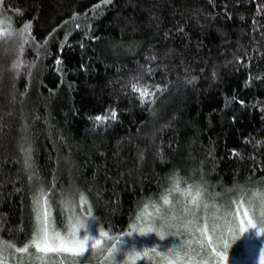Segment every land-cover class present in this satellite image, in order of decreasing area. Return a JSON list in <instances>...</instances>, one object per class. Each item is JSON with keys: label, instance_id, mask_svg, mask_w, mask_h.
Returning a JSON list of instances; mask_svg holds the SVG:
<instances>
[{"label": "trees", "instance_id": "trees-1", "mask_svg": "<svg viewBox=\"0 0 264 264\" xmlns=\"http://www.w3.org/2000/svg\"><path fill=\"white\" fill-rule=\"evenodd\" d=\"M98 3L0 7L16 30L31 23L23 50L0 54V240L23 246L32 234L34 185L21 152L29 144L40 180L74 183L98 230L113 234L174 172L226 203L236 196L229 189L264 185V0ZM136 79L166 90L142 106ZM111 109L117 120L94 127L89 118Z\"/></svg>", "mask_w": 264, "mask_h": 264}, {"label": "snow or ice", "instance_id": "snow-or-ice-1", "mask_svg": "<svg viewBox=\"0 0 264 264\" xmlns=\"http://www.w3.org/2000/svg\"><path fill=\"white\" fill-rule=\"evenodd\" d=\"M3 3L4 0H0V7ZM111 3L112 0H100L93 9ZM71 19L77 21L79 17L74 14ZM76 27L81 25L77 23ZM30 30V22L16 30L11 21L0 13V54L14 53V45H21L22 51L23 45L31 39ZM56 63L60 65L61 61L57 59ZM19 67L20 61L17 60L13 68ZM164 90L160 85L151 90L141 83V79L131 83V91L138 94L142 106L155 103L156 95ZM117 118V111L111 109L106 115L89 119L94 127L99 128ZM21 152L29 183L34 185V226L30 239L23 246L0 240V264H5L6 254L13 258L15 254H28L42 264L57 259L59 264H67L68 258H74L73 264H91L89 256L94 251L98 257L97 264H123L126 253L131 264L137 261L144 264L145 260L148 264H226L229 241L236 239L237 233L244 238L241 243L247 241L252 244L254 238H264V187L236 186L228 190L235 192V197L226 204L217 203L216 197L220 193L212 196L204 183L189 182L179 172L168 176V186L158 198L149 197L138 204L130 217L128 231L113 234L111 228L100 227L97 234V217L87 194L74 183H69L67 189L58 187L55 174L51 184L45 185L34 169L30 144L21 146ZM137 233L144 238L155 233L160 239L155 242L156 246L149 245L143 251H139L137 245L132 254L133 242L127 238ZM173 236L177 240L169 243L166 238Z\"/></svg>", "mask_w": 264, "mask_h": 264}, {"label": "rangeland", "instance_id": "rangeland-1", "mask_svg": "<svg viewBox=\"0 0 264 264\" xmlns=\"http://www.w3.org/2000/svg\"><path fill=\"white\" fill-rule=\"evenodd\" d=\"M260 187H264V185H261ZM235 193V192H234ZM236 194V193H235ZM160 195V194H159ZM157 197L154 198H158ZM216 197V202L217 203H224L222 199H217ZM54 215V213H53ZM129 230V229H128ZM127 230V231H128ZM99 233V230L97 228V234ZM129 241L133 242L132 248L130 249V253L134 254L135 251L137 250V245L139 246V251H143L146 247L149 245L151 246H156L155 242L159 241V236L156 235L155 233L150 234L148 238L140 237L139 234L137 233L134 237H128L127 238ZM169 243L175 242L177 240L176 237H170L166 238ZM181 240L183 239L182 237L180 238ZM244 238L237 233V238L232 240L230 239L229 241V248L228 250H233L234 252H237L236 255H230L228 254V261L226 264H264V255H262V250H264V238H254V242L252 244H249L247 241L244 243H241V241ZM179 250V246H178ZM34 252V249L31 250ZM167 252V248L165 249ZM19 258H15L14 261L9 259V261H5V264H17L18 262L20 264H23L24 262L27 264H42L41 261L36 260L34 256H29L28 254H19ZM89 259L91 261V264H97V255L95 251L92 253L91 256H89ZM74 258H68L67 264H73ZM48 264H59V260H49ZM123 264H131V260L129 259V254H125L123 257ZM136 264H140L139 261L136 262ZM144 264H148V261L145 260Z\"/></svg>", "mask_w": 264, "mask_h": 264}]
</instances>
